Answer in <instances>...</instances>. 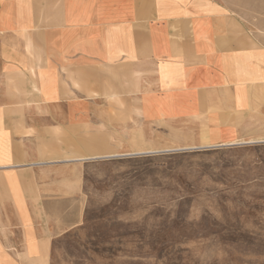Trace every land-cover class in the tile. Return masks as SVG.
Here are the masks:
<instances>
[{"label":"crops","instance_id":"obj_1","mask_svg":"<svg viewBox=\"0 0 264 264\" xmlns=\"http://www.w3.org/2000/svg\"><path fill=\"white\" fill-rule=\"evenodd\" d=\"M236 21L210 0H0V264L47 256L57 225L41 230L22 196L53 191L48 181L67 176L52 165L69 162L56 160L69 153L73 129L102 126L103 88H129L108 98H129L143 133L205 130L212 146L248 137L263 121L264 58L240 47ZM166 98L187 114L152 105Z\"/></svg>","mask_w":264,"mask_h":264},{"label":"rangeland","instance_id":"obj_2","mask_svg":"<svg viewBox=\"0 0 264 264\" xmlns=\"http://www.w3.org/2000/svg\"><path fill=\"white\" fill-rule=\"evenodd\" d=\"M210 3L236 18L231 30L240 47L259 49L263 59L264 0ZM126 94L119 84L103 88L102 126L73 129L69 153L56 160L69 162L52 165L55 173L64 165L67 176L48 181L53 191L22 196L44 220L41 230L57 225L47 256L25 264H264V143L212 146L205 130L149 126L143 133L129 98H108ZM152 105L165 115L187 114L168 98ZM262 120L241 141L264 139ZM105 153L122 156L101 158ZM18 211L27 222L24 206Z\"/></svg>","mask_w":264,"mask_h":264},{"label":"bare ground","instance_id":"obj_3","mask_svg":"<svg viewBox=\"0 0 264 264\" xmlns=\"http://www.w3.org/2000/svg\"><path fill=\"white\" fill-rule=\"evenodd\" d=\"M176 111V110H175ZM258 138H262V137H258ZM244 139V138H243ZM253 139V138H252ZM235 141V140H234ZM250 144V143H264V139H261V140H258V141H249V142H243V141H237V142H233V143H231V144H228V143H226V144H228V145H233V146H236L237 144H240V145H245V144ZM238 146V145H237ZM149 152V151H148ZM135 155V154H134ZM119 156H122V155H114V156H112V157H119ZM124 156H126V155H124ZM127 156H128V154H127Z\"/></svg>","mask_w":264,"mask_h":264}]
</instances>
